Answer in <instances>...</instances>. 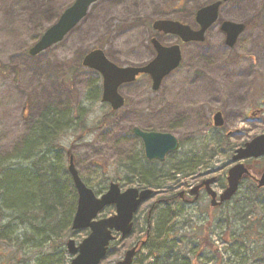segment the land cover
I'll use <instances>...</instances> for the list:
<instances>
[{"label": "rangeland", "instance_id": "1", "mask_svg": "<svg viewBox=\"0 0 264 264\" xmlns=\"http://www.w3.org/2000/svg\"><path fill=\"white\" fill-rule=\"evenodd\" d=\"M73 1L0 0V162L3 165L12 164L14 167L11 168H13L15 174L20 178L27 179L29 175L27 171L28 164H24L23 157L20 156L28 152L23 146V141L29 136L33 121L48 107H53L62 113L78 108L80 111H71V113L73 115L82 114L85 119V126L90 127V130L86 131L85 127L82 132L74 133L73 128L66 129L68 123L64 124L59 129V134L63 135L60 136L57 143V151L53 150L47 157H52V161L58 165L60 163L62 169L66 171L65 151L70 150L74 154V165L80 178L94 191H97L99 183L103 181L105 188L114 180L122 190L128 186L138 187L136 182H133V185L124 184L128 175L123 170L118 171L117 165L123 164L127 158L134 156L135 153L142 154L141 143L130 139L126 123L118 126L112 121L111 116H108L111 110L105 103L100 102V91H98L100 78L97 72L81 64L82 59L93 46L103 48L105 55L111 59L114 58V62L125 64L128 61L126 55H128L129 37L122 38L123 44L115 43L113 45V43H107L111 41L109 36H104L107 29H114L117 26L118 23L115 18L123 17L124 12L118 11L116 13L119 14L116 16L114 15L116 14L115 11L107 13V9L103 10L98 17L91 16V23L88 28L82 26V22L75 28V31H82L84 36L80 35L73 38L69 36L35 56L28 54V50L39 40L44 31L58 20L62 11ZM155 1L152 0V2ZM202 2H206V0ZM28 6L35 7L30 8ZM127 22H129V19ZM86 29H88V32ZM129 86L131 91L132 85ZM129 86L126 85L125 90ZM94 91L97 96L91 94ZM126 106L121 110L127 111ZM105 116L107 117L106 120H104ZM226 117L227 120L230 119L229 116ZM64 119L66 120V118ZM103 121L106 122L105 125L99 128ZM201 121L204 122L205 119L202 118ZM227 122L228 124L232 123V121ZM234 126L235 128L230 129L235 130L236 126L237 128L238 126L246 128L247 133L243 139L249 140L264 133V115L262 116V123L253 128L250 125H242L241 123ZM156 127H162L165 131L173 133L180 141L177 152L168 156L164 162H156V168L160 166L166 171L174 164L173 161L177 162L185 159L189 151L194 152V156L198 157L202 154L203 149L210 154L214 141L219 138V131L217 130H211V132L205 134L198 132V126L191 121L190 116L183 115L172 122ZM77 135H79V138H76ZM238 137L239 135H235L234 139ZM234 139H232L233 144L238 145L240 142ZM211 154V174L205 176V178L222 177L230 165V158L213 152ZM169 161L171 165L167 166ZM165 162L167 163L162 164ZM142 163L147 162L142 160ZM147 164L150 167L154 165ZM256 164L257 161L254 160L246 163V165L253 168ZM177 178L181 177L177 176ZM167 181L163 180L162 189L163 187L167 188L169 186V188H172L178 186V184L181 185L185 179H175L170 181L169 184H167ZM195 181L196 179L192 182ZM21 182L19 181V183ZM171 183L174 184L172 187H170ZM188 186H190L189 183ZM244 187L245 185L242 186V188ZM162 189L159 191H162ZM213 189L216 192L221 191L218 183L213 186ZM100 193L97 195H100ZM6 197L8 196L6 195ZM8 199L17 201L15 196ZM147 205L148 202L142 204L136 214V231L121 241H115L113 249L119 250V253L107 255L101 264H111L121 258L122 254L144 233V214L148 209ZM207 205L208 199L202 194L195 204L184 207L183 224L180 226L176 237L187 239L194 234L196 237L204 235L207 240L213 243L217 251L215 255L212 252H209L210 255L203 254L204 259L209 264H214L217 261L216 257L221 258L220 262L218 261L219 264H227L229 261L234 262V259L229 258L227 255L230 249L228 243L222 242L229 239L228 230L218 226L220 222L225 220L230 211H227L225 207L215 210L212 213L211 222L205 229L204 226H206V221L209 219ZM3 206L4 203L0 200V208L3 210V212H0V226H4L9 221L8 217L14 215L13 213L10 214V211ZM162 209L163 207L160 210ZM113 213L114 208L108 206L100 212L99 216L109 217ZM184 217H189L190 223L187 228H185ZM12 224L17 228L9 226V229H13L11 233L14 237H18L15 240L12 239L13 244L11 245L0 241V264H41L46 258V256H43L45 253L53 255L57 253L55 249L51 248L52 242H45L40 237L41 235L19 250L18 243L22 239L23 231L27 234L28 226L25 224L26 227H24L18 221ZM193 229H196V231ZM88 233V229L71 230L61 237L64 243L62 247L64 250V264H68L72 257L65 248L66 241L73 239L75 245H77ZM181 246L179 248L180 254H184L185 259L192 264H197L195 256L198 250L201 252L205 250V247L200 244V240H197V238L186 240ZM192 247L195 250L194 255L189 253ZM149 254L147 247L142 248L135 255L132 264L148 263Z\"/></svg>", "mask_w": 264, "mask_h": 264}, {"label": "flooded vegetation", "instance_id": "2", "mask_svg": "<svg viewBox=\"0 0 264 264\" xmlns=\"http://www.w3.org/2000/svg\"><path fill=\"white\" fill-rule=\"evenodd\" d=\"M200 1L96 0L89 6L82 23L80 22L88 28L91 16L98 17L103 10L107 9V13L124 12L123 17L115 18L117 26L104 32V36L108 35L111 40L107 43L113 45L123 44L122 38L129 37L126 55L128 61L125 64L114 62V58L107 56L120 66L146 65L155 58L159 46L175 45L178 48L177 68L166 75L157 88H153L151 77L142 73L132 82L120 85L118 92L124 99L121 108L127 105V111H122L121 108L116 111L110 109L108 116L118 126L123 123L128 125L131 140L141 143V139L134 133L135 127L146 132H168L156 126L172 122L184 115L191 117L200 133H209L211 130L224 132L229 142H232L235 135H239L234 139L240 142L234 145L235 150L247 141L246 138L243 139L247 130L241 126H236L235 130L230 128H235L237 123L250 125L251 128L262 123L264 0ZM216 2L217 14L214 18L213 15L198 14L199 9ZM162 21L177 22L184 29L176 34L166 32L167 26L159 23ZM79 24L64 38L84 36L82 31H75ZM96 48L103 49L100 46H93L91 49ZM97 74L100 78L98 91L101 96L102 78ZM126 85H132V90L130 91V86L125 90ZM91 94L97 96L95 91ZM105 104L110 108L108 103ZM216 114L221 116V126L214 124L213 118ZM226 116L230 119L227 120ZM104 118L107 119L106 116ZM202 118L205 119L204 122L201 121ZM227 121L232 123L228 124ZM105 123L103 121L99 128ZM89 130L90 127H87L86 131ZM68 152L72 153L67 150L65 155ZM72 155L75 161L74 154ZM254 161H257L255 166H264V160ZM199 177L205 178L204 175ZM188 198L184 195L181 199L183 201ZM146 215L147 213L144 215L145 224Z\"/></svg>", "mask_w": 264, "mask_h": 264}, {"label": "trees", "instance_id": "3", "mask_svg": "<svg viewBox=\"0 0 264 264\" xmlns=\"http://www.w3.org/2000/svg\"><path fill=\"white\" fill-rule=\"evenodd\" d=\"M76 110L80 111L76 108L62 113L53 107H48L33 121L29 136L23 141V146L28 152L20 156L23 157V163L28 164L27 179L20 178L15 174L11 168L14 167L12 164L3 165L0 162V200L4 203L3 207L8 209L10 214H14L8 217L9 221L4 226H0V241L7 245L13 244V240L18 236H13L11 233L13 229L10 230L9 226L17 228L12 224L15 221L24 227L27 224V234L23 231L22 239L18 243L19 250L41 235L40 237L45 242H52L51 248L57 251L54 255L45 253L43 256L46 258L42 263L64 264L65 261L62 249L64 243L61 237L71 231L77 196L67 171L62 169L60 163L58 165L52 161V157L48 158L47 156L53 150L57 151V143L60 136L63 135L59 134V129L64 124L68 123L66 129L73 128L74 133L82 132L86 127L82 114L73 115L71 113ZM79 135L75 137L79 138ZM214 142L210 150L211 153L226 156L234 149L233 143L229 142L223 134H219V138ZM211 153L208 154V151L203 149L202 154L198 157L194 156V152L189 151L185 159L173 161L172 165L170 161L162 163H167V166L171 165L168 171L160 166L156 168V162L147 161L139 152L134 157L127 158L123 164L117 165L118 171L123 170L128 175L124 182L125 185H133V182H136L140 188L153 190L155 201L151 204L150 219L144 227V233L139 236V241L144 243L142 248L147 247L150 253L149 261L146 264H192L185 259L184 254H180L179 248L186 240L193 238L199 239L200 244L207 251L198 250L195 256L197 264H209L203 254L210 255L209 252H212L215 255L217 253L213 243L207 240L204 235L196 237L194 234L187 239L176 237L183 224V209L187 206L179 199L178 194L180 190L189 187L188 183L194 184L192 181L194 179L197 181L200 173L211 169ZM142 160L154 165L150 167L147 163H142ZM177 176L181 178H177ZM182 178L185 181L181 185L172 187L174 184L171 183L170 187L172 188L169 186L161 188L163 180H168L167 184H169L172 180ZM19 181L22 182L19 183ZM103 182H100L97 191H94L96 194L106 190ZM224 185V177H220L218 186L223 188ZM244 185L245 187L242 188ZM160 189L162 191H159ZM11 196H15L17 201H10L8 198ZM162 207L163 209L160 210ZM222 207L230 211L225 220L218 224L222 229L228 230L227 235L229 234V239L222 242L228 243L230 249L227 255L229 258H233L234 262L229 261L227 264H264V188H258L251 179H246L232 200L219 208ZM0 212H3L1 208ZM207 214L209 219L206 221L205 229L212 219V211L208 207ZM136 219L137 216L135 217L134 231H136ZM184 222L185 228H187L190 223L189 217H184ZM193 230L196 231V229ZM113 245L115 242L110 245L108 255L119 253V250L113 249ZM194 252L192 247L189 253L194 255ZM216 258L217 261L214 264H219L218 261L220 262L221 258Z\"/></svg>", "mask_w": 264, "mask_h": 264}, {"label": "water", "instance_id": "4", "mask_svg": "<svg viewBox=\"0 0 264 264\" xmlns=\"http://www.w3.org/2000/svg\"><path fill=\"white\" fill-rule=\"evenodd\" d=\"M96 0H75L74 3L63 11L56 23L51 25L29 49V54L34 56L53 44L59 42L87 13L89 6ZM218 3L206 6L198 11V14H209L215 17ZM212 18V19H213ZM167 26L166 32L180 33L184 27L176 22H159ZM179 51L177 46L157 47V54L153 60L141 67H119L109 61L100 49H94L83 59L85 67L98 71L102 77V102H108L113 110L123 105V98L118 93L121 84L131 82L139 73H146L152 79L153 88H157L170 71L177 67ZM214 124L220 126L222 119L220 114L214 116ZM143 143L145 157L149 160L162 161L166 154L178 148L177 139L170 133L145 132L134 128ZM264 155V134L258 135L246 142L244 146L235 150L232 161L237 162L247 158H258ZM67 171L71 176L72 183L77 193L76 210L72 219L71 229H88V235L75 245L73 239L66 242L68 253L74 257L69 264H99L106 256L109 243L115 238L114 232L122 238L132 232L133 214L141 202L151 196V189L129 187L121 191L117 183L111 182L106 192L97 196L86 186L79 177L75 167L73 155L67 153ZM249 175L248 167L243 163H236L227 170L226 187L217 195L211 188L215 177L201 181L194 186L190 194L197 198L199 190L204 188L210 197V206L216 207L229 201L237 192L240 182ZM258 187L264 186V169L257 179ZM182 194V193H181ZM114 205L115 213L109 217L96 219L99 212L105 207ZM139 249L138 244L126 250L121 260L114 264H131L133 257Z\"/></svg>", "mask_w": 264, "mask_h": 264}, {"label": "bare ground", "instance_id": "5", "mask_svg": "<svg viewBox=\"0 0 264 264\" xmlns=\"http://www.w3.org/2000/svg\"><path fill=\"white\" fill-rule=\"evenodd\" d=\"M28 7H30V6H28ZM35 6H31L30 8H34Z\"/></svg>", "mask_w": 264, "mask_h": 264}]
</instances>
